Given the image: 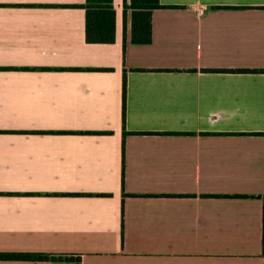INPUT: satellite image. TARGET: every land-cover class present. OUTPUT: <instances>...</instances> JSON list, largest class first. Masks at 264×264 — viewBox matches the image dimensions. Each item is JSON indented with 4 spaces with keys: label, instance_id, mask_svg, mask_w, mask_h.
I'll use <instances>...</instances> for the list:
<instances>
[{
    "label": "crops",
    "instance_id": "obj_1",
    "mask_svg": "<svg viewBox=\"0 0 264 264\" xmlns=\"http://www.w3.org/2000/svg\"><path fill=\"white\" fill-rule=\"evenodd\" d=\"M84 1L0 0V264H264V0Z\"/></svg>",
    "mask_w": 264,
    "mask_h": 264
},
{
    "label": "trees",
    "instance_id": "obj_2",
    "mask_svg": "<svg viewBox=\"0 0 264 264\" xmlns=\"http://www.w3.org/2000/svg\"><path fill=\"white\" fill-rule=\"evenodd\" d=\"M128 1V2H127ZM80 6L85 8L86 42H113L115 37V8L112 0H85ZM163 6L160 0H123V13L126 8H131L130 40L132 42L147 43L151 41V10ZM125 42V29L123 32ZM97 69H106L98 67ZM142 69V68H141ZM126 68H124L125 72ZM255 71H264V68H256ZM125 74L122 86V126L123 134L127 133L124 127L125 120ZM262 247L264 249V200L262 208ZM54 255L29 252H0V259H48ZM66 259L75 260L80 264V256L64 255Z\"/></svg>",
    "mask_w": 264,
    "mask_h": 264
},
{
    "label": "built area",
    "instance_id": "obj_3",
    "mask_svg": "<svg viewBox=\"0 0 264 264\" xmlns=\"http://www.w3.org/2000/svg\"><path fill=\"white\" fill-rule=\"evenodd\" d=\"M202 12V10L201 9H198V13H201Z\"/></svg>",
    "mask_w": 264,
    "mask_h": 264
}]
</instances>
